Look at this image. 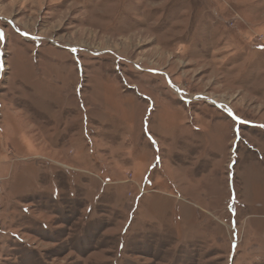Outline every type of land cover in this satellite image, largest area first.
Returning a JSON list of instances; mask_svg holds the SVG:
<instances>
[{
    "label": "rangeland",
    "instance_id": "374dc122",
    "mask_svg": "<svg viewBox=\"0 0 264 264\" xmlns=\"http://www.w3.org/2000/svg\"><path fill=\"white\" fill-rule=\"evenodd\" d=\"M0 264H264V0H0Z\"/></svg>",
    "mask_w": 264,
    "mask_h": 264
}]
</instances>
